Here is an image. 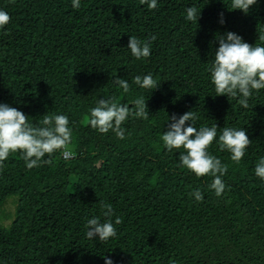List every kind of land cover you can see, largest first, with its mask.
<instances>
[{"label":"trees","instance_id":"1","mask_svg":"<svg viewBox=\"0 0 264 264\" xmlns=\"http://www.w3.org/2000/svg\"><path fill=\"white\" fill-rule=\"evenodd\" d=\"M201 9L186 20L185 9ZM10 22L0 29V103L39 125L45 114H64L73 130L63 158L27 169L20 152L0 165V264H264V181L254 174L264 156V90L243 109L237 98L216 96L207 68L216 37L234 32L264 45V0L247 14L231 0H0ZM223 18V24L220 18ZM151 43L137 60L129 37ZM155 37L153 40L152 38ZM151 73L152 92L133 83ZM125 79L127 93L114 83ZM144 96L147 119L135 114ZM130 107L125 139L88 123L97 99ZM192 110L197 127L244 128L251 145L239 162L214 140L209 151L227 164L222 195L213 177H197L179 164L160 137L166 118ZM199 189L204 199L190 195ZM111 204L121 218L107 242L86 237L87 220ZM11 208V211H7Z\"/></svg>","mask_w":264,"mask_h":264},{"label":"clouds","instance_id":"2","mask_svg":"<svg viewBox=\"0 0 264 264\" xmlns=\"http://www.w3.org/2000/svg\"><path fill=\"white\" fill-rule=\"evenodd\" d=\"M149 9H157L159 0H142ZM257 0H231L233 10H239L247 14ZM73 9L81 7V0H71ZM201 9L190 6L185 9L186 20H197ZM9 14L0 10V29L10 22ZM221 16L220 23L223 24ZM153 40L155 37L152 38ZM218 47L215 49L213 60L207 71L214 86L216 96L237 98V103L243 109H249V99L264 90V45H249L242 37L234 32H227L216 37ZM131 56L137 60H146L151 55V43L135 36L129 37L126 47ZM117 84L125 93L130 89L129 82L125 79L115 78ZM133 83L142 89L151 90L158 88L157 81L151 73L133 79ZM146 99L140 96L134 101L135 114L142 119H147L149 113L146 107ZM130 107L126 104L113 102L112 98L97 99L95 107L89 110L88 123L99 133L105 134L112 131L117 139H125V129L122 127L130 116ZM199 119L192 110L177 117L172 115L166 118L167 129L161 134V141L169 151L183 149L179 153V164L197 177L211 176L210 189L217 196L222 195L226 185L223 181L228 171L227 164L212 155L210 145L215 140L221 151H228L231 160L239 163L246 155L251 142L244 128L233 126L218 128L215 123L211 126L197 127ZM73 130L70 120L64 114H45L39 125L29 121V117L15 107L0 103V165L9 158L12 153L20 152L27 169L40 167L42 164H51V157L57 151L63 155L71 156L69 145L72 143ZM254 174L264 181V156L255 163ZM190 195L196 202L204 199L203 193L193 190ZM102 215L107 217H93L87 220L86 237L89 240L107 242L117 236L116 225L122 222L121 218L114 215L111 204H103ZM104 264H113L109 257H103Z\"/></svg>","mask_w":264,"mask_h":264},{"label":"rangeland","instance_id":"3","mask_svg":"<svg viewBox=\"0 0 264 264\" xmlns=\"http://www.w3.org/2000/svg\"><path fill=\"white\" fill-rule=\"evenodd\" d=\"M12 209L11 208H8L7 209V211H11ZM9 223V219L6 217V218H2V219H0V225L1 226H5V225H7Z\"/></svg>","mask_w":264,"mask_h":264},{"label":"built area","instance_id":"4","mask_svg":"<svg viewBox=\"0 0 264 264\" xmlns=\"http://www.w3.org/2000/svg\"><path fill=\"white\" fill-rule=\"evenodd\" d=\"M63 156V158H69L70 156H68V155H62Z\"/></svg>","mask_w":264,"mask_h":264}]
</instances>
